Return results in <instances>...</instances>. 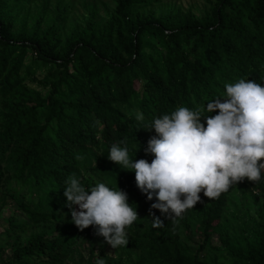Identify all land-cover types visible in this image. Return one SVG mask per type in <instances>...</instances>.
<instances>
[{
	"label": "trees",
	"instance_id": "trees-1",
	"mask_svg": "<svg viewBox=\"0 0 264 264\" xmlns=\"http://www.w3.org/2000/svg\"><path fill=\"white\" fill-rule=\"evenodd\" d=\"M49 1L21 17L36 0H0V215L12 204L0 242L13 240L7 256L0 248V264H66L84 243L78 264H264L262 176L244 185L258 206L249 233L226 224L235 185L213 199L198 194L201 202L178 218L151 210L162 222L153 228L154 201L136 189L133 173L106 159L117 143L130 156L138 145L133 158L150 162L144 148L154 133L144 128L153 117L179 106L202 109L238 79L264 83V0H214L199 16L156 14L151 8L163 0H114L111 14L97 20L91 13L67 37L68 5L56 0L48 12ZM38 70L41 90L26 85ZM70 176L86 188L116 184L135 208L117 256L100 246L92 226L70 222L62 195ZM30 227L39 230L18 242Z\"/></svg>",
	"mask_w": 264,
	"mask_h": 264
},
{
	"label": "clouds",
	"instance_id": "clouds-1",
	"mask_svg": "<svg viewBox=\"0 0 264 264\" xmlns=\"http://www.w3.org/2000/svg\"><path fill=\"white\" fill-rule=\"evenodd\" d=\"M205 104L196 110L179 106L151 119L144 128L154 133L144 148L150 162L133 158L138 145L131 156L122 144L108 148L106 159L133 173L136 189L146 201H154L149 206L153 228L162 226L160 218L151 215L153 209L166 219L178 218L201 202L198 194L213 199L238 182L258 181L264 174V83H225L223 93ZM212 112L216 114L206 115ZM143 119L135 113L137 122ZM62 195L78 230L92 226L112 249L127 244L125 229L137 214L116 184L96 182L86 188L70 176Z\"/></svg>",
	"mask_w": 264,
	"mask_h": 264
},
{
	"label": "rangeland",
	"instance_id": "rangeland-1",
	"mask_svg": "<svg viewBox=\"0 0 264 264\" xmlns=\"http://www.w3.org/2000/svg\"><path fill=\"white\" fill-rule=\"evenodd\" d=\"M42 0H36L35 3L31 4L28 8H25L21 11V17L27 15L28 17L34 16L42 10ZM214 0H163L158 5L152 7L151 9L156 13H164L168 9H179L181 11H191L195 15L199 16L205 9H208L211 3ZM56 3V0L49 1L48 12L53 11V7ZM65 4L68 5L69 14L65 21L64 27L61 31L62 37H67L73 30L81 27L87 17L94 13L96 19H104L107 15L111 14L114 9L115 1L114 0H65ZM28 64V62H27ZM26 64V65H27ZM44 73L42 70H38L35 74L29 77L26 80V85L28 87L41 90V86L39 85V81L43 77ZM262 178L264 181V174H262ZM249 183L248 180H243L235 184L234 190L227 201V205L225 208V218L226 224L228 228L232 232H237L238 234L249 233L253 225H251V221L256 220V210L257 205L253 202V199L249 195V192L246 190L245 186ZM245 185V186H244ZM10 201V200H9ZM7 201L5 203L2 213L0 215V231L2 227L6 225V219L12 213V204ZM4 204V199L0 195V207ZM38 227H30L24 229L22 234H18L17 241L22 242L30 232L38 231ZM13 240L9 242L11 244ZM193 242H197L195 236L192 237ZM9 244L1 240L0 248L4 249L6 256L9 254ZM212 244L216 247H219L220 244L214 237ZM105 245L106 252L110 256H117L118 253L121 252L123 247H117L112 249L108 246L104 241H101V247ZM192 248L195 245L191 244ZM84 243L80 247H76V252L72 254L70 259L66 262V264H78V262L82 259H85L87 256V248ZM97 251H95L96 253Z\"/></svg>",
	"mask_w": 264,
	"mask_h": 264
}]
</instances>
